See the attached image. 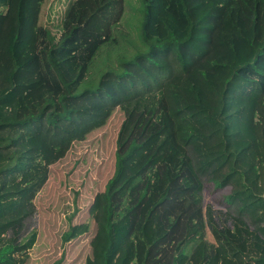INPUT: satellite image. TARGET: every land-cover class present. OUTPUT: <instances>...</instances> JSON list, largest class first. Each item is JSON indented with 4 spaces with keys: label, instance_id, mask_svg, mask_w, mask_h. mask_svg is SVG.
Wrapping results in <instances>:
<instances>
[{
    "label": "trees",
    "instance_id": "1",
    "mask_svg": "<svg viewBox=\"0 0 264 264\" xmlns=\"http://www.w3.org/2000/svg\"><path fill=\"white\" fill-rule=\"evenodd\" d=\"M139 2L135 41L116 34L125 0H70L53 22L42 0L39 78L0 66V264H22L50 167L116 110L102 241L83 264H264V0ZM112 49L114 67L88 87ZM210 186L224 212L205 206ZM89 229L72 225L63 242Z\"/></svg>",
    "mask_w": 264,
    "mask_h": 264
},
{
    "label": "rangeland",
    "instance_id": "2",
    "mask_svg": "<svg viewBox=\"0 0 264 264\" xmlns=\"http://www.w3.org/2000/svg\"><path fill=\"white\" fill-rule=\"evenodd\" d=\"M41 1L13 0L4 18L0 19V66L16 73V82L28 83L39 78L35 72L36 52L32 41ZM69 1L46 0L40 17L44 20L47 13L53 22ZM140 23L139 0H125V14L116 34L131 36L136 41ZM113 54L112 49V54L105 51L103 56L100 54L96 58L87 77L88 87H94L100 74L114 67L112 60L118 53ZM122 120V113L116 110L103 128L74 143L65 157L50 167L46 185L34 201L36 212L30 244L22 264H52L60 258L64 264H83L87 256L100 250V196L114 173L116 138ZM213 192L211 186L205 190V206L215 213L224 212L218 201L225 193ZM85 222L90 226L89 232L65 244L62 238L69 227ZM208 239L212 240L210 235Z\"/></svg>",
    "mask_w": 264,
    "mask_h": 264
}]
</instances>
